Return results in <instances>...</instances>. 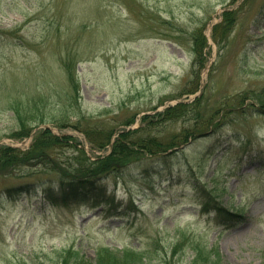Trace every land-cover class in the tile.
Listing matches in <instances>:
<instances>
[{
  "label": "rangeland",
  "instance_id": "1",
  "mask_svg": "<svg viewBox=\"0 0 264 264\" xmlns=\"http://www.w3.org/2000/svg\"><path fill=\"white\" fill-rule=\"evenodd\" d=\"M226 10L234 23L215 29ZM200 28L209 36L205 61L193 66L191 35ZM67 54L80 107L94 120L120 130L134 117L133 130L144 115L203 94L185 118L160 129L168 141L178 135L175 148L181 131L199 136L171 149L170 165L153 157L113 170L99 198L55 206L40 195L3 196L0 264H56L67 250L92 261L100 247L189 264L193 246L217 248L222 264H264V0H0V146L25 150L31 142L11 137L13 81L54 101L67 88ZM195 85L198 93L187 94ZM45 126L72 137V146L51 150L55 163L77 154L73 144L90 158L108 154L75 128ZM20 166L0 177V188L56 178L43 165ZM200 188L231 217L204 211ZM179 241L184 249L172 257Z\"/></svg>",
  "mask_w": 264,
  "mask_h": 264
},
{
  "label": "trees",
  "instance_id": "2",
  "mask_svg": "<svg viewBox=\"0 0 264 264\" xmlns=\"http://www.w3.org/2000/svg\"><path fill=\"white\" fill-rule=\"evenodd\" d=\"M234 14V12H224L220 24L223 30L231 28L235 21ZM191 37L194 43L193 66H195L196 62L199 61L202 64L204 61L201 51L198 50L199 39H204L200 30L193 32ZM64 60L67 62L64 63ZM71 60L72 57L69 54L62 59L68 84L65 86L67 88L59 87V90L54 92L55 102H50L51 95L46 96L39 92H33L27 83L13 81L14 91L11 95L6 92L9 95L7 106L13 111L15 120V130L11 137L14 139L27 137L34 127L40 125L52 124L60 128L69 126L81 132L92 149L103 150L110 146L109 153L90 158L83 148L73 144L77 154L67 158L64 162L58 160L55 163L51 150L56 147L72 146V144H68L69 141H72V137L53 135L48 128L39 130L26 150L0 146V177L13 178L22 168L20 165L26 167L43 165L44 170L56 174V178L49 182L39 178L37 181L28 180L0 188V199L3 196L15 200L24 195H40L44 201L52 205L65 206L67 203L87 195L98 198L103 196L106 190L103 180L106 175L133 161L143 163L147 158L155 157L156 161H160L162 165H167V163L170 165L171 156L168 151L174 147L173 142L178 135H173L172 139L168 141L166 136L161 137L162 130L160 129L169 122L185 118L190 108L199 103L203 97H198L188 104L179 103L167 107L159 113L144 115L141 118L143 125L139 128L135 130L123 128L117 132L116 126L111 127L103 120H94L81 109L78 102L79 85L76 83ZM191 73L195 75L196 72L192 69ZM196 89L195 85L192 90L187 91V94L195 93ZM134 119L131 117L125 121L124 127L129 126ZM198 121L196 120L195 124ZM207 122L210 125L212 119H208ZM151 128L156 133H153ZM179 135H181L182 144L187 143L189 138L195 137L192 132L187 131H181ZM25 176L26 174L23 177ZM197 192L202 198L201 204L204 211L214 212L218 217H231L229 211L222 207L218 197L217 200H213L211 190L200 188ZM182 241L173 246L172 257L184 249ZM191 248L194 255L189 264H222L217 248L202 247L200 249L196 246ZM150 253V251L128 250L117 252L107 247H100L95 251L94 260L88 261L79 256L78 252L67 250L65 256L61 257L56 264H153L154 255ZM153 253L157 257V252Z\"/></svg>",
  "mask_w": 264,
  "mask_h": 264
}]
</instances>
